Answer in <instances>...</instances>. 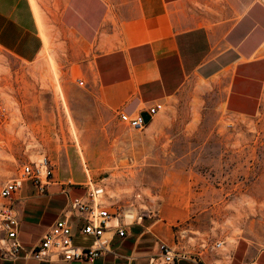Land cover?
Listing matches in <instances>:
<instances>
[{
    "label": "rangeland",
    "instance_id": "1",
    "mask_svg": "<svg viewBox=\"0 0 264 264\" xmlns=\"http://www.w3.org/2000/svg\"><path fill=\"white\" fill-rule=\"evenodd\" d=\"M28 1L41 17L39 54L27 63L0 49L3 181L19 161L42 154L59 177L101 179L110 212L133 208V218L166 221L173 245L178 238L193 252L221 239L218 253L236 245L234 257L246 246L263 249L264 101L254 116L231 114L220 87L189 79L139 130L98 116L85 93L82 47L58 23L63 0Z\"/></svg>",
    "mask_w": 264,
    "mask_h": 264
},
{
    "label": "crops",
    "instance_id": "2",
    "mask_svg": "<svg viewBox=\"0 0 264 264\" xmlns=\"http://www.w3.org/2000/svg\"><path fill=\"white\" fill-rule=\"evenodd\" d=\"M30 4L0 0V49L27 63L42 47ZM58 23L82 47L85 93L98 116L104 111L117 120L118 111L131 114L152 101L164 103L189 79L220 87L223 106L231 114L254 116L264 101L263 0H63ZM4 178L0 175L1 183ZM81 179L53 174L43 193L29 181L22 182L15 198L18 239L24 249L60 216L68 197L83 194ZM131 219L122 236L116 229L106 230L111 252L91 263L18 257L0 259V264H145L159 241L173 245L166 221L151 214ZM72 232L75 245L87 244L76 227ZM235 249L225 264H264V248L253 251L246 246L237 257ZM177 264L196 263L182 259Z\"/></svg>",
    "mask_w": 264,
    "mask_h": 264
},
{
    "label": "built area",
    "instance_id": "3",
    "mask_svg": "<svg viewBox=\"0 0 264 264\" xmlns=\"http://www.w3.org/2000/svg\"><path fill=\"white\" fill-rule=\"evenodd\" d=\"M77 84L83 85V81L78 79ZM163 107L162 101L155 100L131 114L118 111L116 119L129 129L139 130L147 123L142 113H145L150 121ZM5 118L6 110L0 99V124ZM52 176L50 162L45 155L39 154L37 159L19 161L13 175L0 184V259L11 261L22 257L47 263L54 261L91 263L111 252L110 239L104 235L107 229H116L115 233L118 236L123 235V226L127 222L122 220V213L110 212L100 200L104 194V183L101 179L92 181L85 175L83 182L79 183L84 190L83 194L68 197L60 216L53 220L34 245L24 249L18 239L19 208L15 195L24 181H29L37 192L43 193L45 187L52 181ZM74 227L77 228V233L87 240L85 246L73 243ZM178 240L176 238L174 245L159 241L156 253L147 258L145 264H177L182 259L196 264H217L215 258L229 259L226 253H218L223 247L221 239H214L209 243L200 241L193 252L187 251ZM204 255L207 257L213 255L214 258L204 262L199 259Z\"/></svg>",
    "mask_w": 264,
    "mask_h": 264
},
{
    "label": "bare ground",
    "instance_id": "4",
    "mask_svg": "<svg viewBox=\"0 0 264 264\" xmlns=\"http://www.w3.org/2000/svg\"><path fill=\"white\" fill-rule=\"evenodd\" d=\"M34 5H35V2H34ZM33 4H32V6L34 7V14L36 15V18H37V20H39L41 17H40V13H38V11H37V9H36V7L34 6ZM37 22H39V21H37ZM41 23V22H40ZM41 25V24H40ZM41 29V28H40ZM103 196H104V194L102 195V197H101V202H102V199H103ZM113 197H115V196H113ZM110 199V198H109ZM108 199V200H109ZM104 203H105V201H104ZM130 209V208H129ZM133 209V208H132ZM132 209L131 210H127L126 212H122V215H121V218H122V220H124L125 222L127 221V222H129L130 221V219L132 218V213H133V211H132ZM234 241V240H233Z\"/></svg>",
    "mask_w": 264,
    "mask_h": 264
},
{
    "label": "water",
    "instance_id": "5",
    "mask_svg": "<svg viewBox=\"0 0 264 264\" xmlns=\"http://www.w3.org/2000/svg\"><path fill=\"white\" fill-rule=\"evenodd\" d=\"M141 115L143 116L144 121L148 122L149 117L145 113H142Z\"/></svg>",
    "mask_w": 264,
    "mask_h": 264
}]
</instances>
